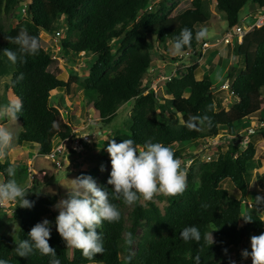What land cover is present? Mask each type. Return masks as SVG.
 Listing matches in <instances>:
<instances>
[{
  "label": "trees",
  "instance_id": "1",
  "mask_svg": "<svg viewBox=\"0 0 264 264\" xmlns=\"http://www.w3.org/2000/svg\"><path fill=\"white\" fill-rule=\"evenodd\" d=\"M247 2L264 9V0H216V9L224 14L228 30L240 23L239 12ZM150 5H153L152 10L148 9ZM171 9L162 1L156 3V0H0V72L6 64L3 50L15 51L18 48L7 37H15L23 29L40 42V34L53 30V21L65 17L66 36L60 40V48L66 60L82 54L94 57L88 60L86 77L72 78H75L78 90L95 95L94 109L98 121L109 124L118 109L130 102L129 117L108 140L115 139L120 143L124 139H133L139 148H143L146 142L171 146L183 166L194 156L187 153L186 144L213 139L223 131L236 136L243 129L244 122L255 115L259 124H263L256 128L264 140V107L260 102L264 89V26L246 35L241 43L234 40L227 44V52L237 56L243 64L236 77L233 65L224 77L228 82V93L234 98V104L227 110L223 106L224 93L222 89L217 90L220 86L214 85L207 73L200 79L196 77L199 69L196 59L186 67L183 75L171 76L164 83L167 94L184 95L178 98L184 108L181 123L171 121L167 114L168 105L161 106L158 94L143 85L142 80L152 67L151 35L161 46L167 42L173 46L181 29H191V45L181 53L207 41L195 39V32L210 19L206 0H185L173 15ZM11 13L18 21L15 26L6 28L2 16ZM177 59L174 58L175 61ZM52 63V54L40 45L38 54L28 56L26 64L19 61L14 64L9 82L4 86L5 92L10 91L14 99L19 98L23 102V109L16 119L21 124L17 144H34L41 155L51 152L56 138L65 140L78 135L73 133V124L62 119L52 100L57 89L70 95L72 81L53 74L49 70ZM20 73H24V79L17 82ZM204 115L211 117V127L204 123L198 124V130H189L186 126L189 117ZM108 140L102 144L105 149ZM255 153L251 142L243 150L229 143L228 148L216 158L193 163L186 170L187 187L183 194L175 197L165 195L163 211L152 201L146 205L140 201L133 204L128 227L121 209L125 204L122 200H114L121 218L118 222H104L97 229L103 235L105 251L91 261L79 249L72 248L69 256V247L56 230L58 213L54 205L57 196L32 195L28 198L33 202L31 208L14 207L12 218L18 223L15 240L0 234V259L7 260L9 264H49L51 258L38 251L34 250L28 257H19L14 251L15 241L28 239L31 228L46 218L51 222L48 242L61 264H227V260L219 259L225 249L231 246L247 249L245 244L250 234L264 232L262 217L246 203L243 211L252 170L264 164V160L255 158ZM10 165L7 162L0 164L3 180L8 179L6 169ZM23 169L27 177V169ZM111 170L110 158L103 156L90 169L79 171L77 177L90 175L98 181V187L111 192L113 186L107 184ZM226 180L238 193L222 186ZM248 214L252 215L253 221L245 223L242 217ZM187 226L199 228L202 234L199 243L194 240L185 242L180 238V232ZM140 229L142 232L138 235ZM125 232L132 233L131 245L126 243ZM211 232L213 237L225 239L227 243L207 244L203 236ZM135 240L136 245L132 249Z\"/></svg>",
  "mask_w": 264,
  "mask_h": 264
},
{
  "label": "rangeland",
  "instance_id": "2",
  "mask_svg": "<svg viewBox=\"0 0 264 264\" xmlns=\"http://www.w3.org/2000/svg\"><path fill=\"white\" fill-rule=\"evenodd\" d=\"M161 1L169 8H172L171 15L175 14L177 7L185 3V0H156V3ZM206 4L207 10L210 12V19L209 22L204 25V28L208 29V36L204 40H207L210 43L216 42L217 45L209 47L207 54L202 60H199V69L196 72V77L200 79L203 75H205V73H207L210 78H212L214 85L220 86L217 90H221V84L225 79L224 77L227 75V69L230 65L235 67L233 75L236 77L240 70L243 69V64L242 60L237 56L234 54L231 55L230 52H226V44L219 43L218 41L223 37L228 29L224 14L218 12L216 9V0H206ZM261 14H264V9H258L251 2H247L239 12V20H243L242 24L247 26L254 21L253 16ZM17 19L18 18L14 16L13 13L9 15L4 14L2 16V23L6 28L13 27L17 24ZM65 24V17H59L52 23L53 30L49 32H42L40 34V45L45 51L51 53L53 56V63L49 66V70L60 79L72 81L71 89L73 90H71L70 95L65 93L62 89H57L52 95V100L56 103V107L60 111L62 119L65 122H71V124L76 127L75 130L78 131V134H96L97 138L85 145V147L71 149V155L66 153L67 158L62 161L63 167L61 169H57L51 160L47 159L44 155L38 154L36 145L27 143L22 145L17 144V137L21 130V124L18 120L0 117V126L8 128L13 133L14 137L13 144L8 150L7 158L0 161V164L7 162L14 165L16 170L21 169L20 171H17L18 178L16 179L19 183L28 186L31 190L25 197L26 199L35 194L38 196L56 195L57 202L61 199H65V194H68V191L74 186L72 180L77 178L79 171L90 169L96 165L97 161L103 156L110 158L102 144L104 141L112 137L113 133L117 129L122 127L130 113L129 102L118 109L116 116L109 124L105 125L98 121V115L94 109L96 99L95 95H87L83 93L82 90H78V87L74 82L75 78H72L73 76L77 78L86 77L88 73V60H91L94 57L92 55L82 54L75 56L69 61L66 60L65 55L60 48V40L66 36V29L64 27ZM57 33H59L58 36ZM149 39L153 43V48L150 51L152 67L145 74L142 83L158 94L161 106L168 105L169 110L167 114L170 120L181 123L184 108L178 102V98L184 95L178 93L167 94L164 83L166 79L171 76L183 75L186 67L191 65L195 59L184 56L183 58H179L175 61L174 58H178L180 53L175 54L174 48L170 43L167 42L165 46H161L156 42L153 35H151ZM216 52L220 53L219 55L223 59L222 64L217 61V59H219V55L216 56ZM211 53L215 56L210 55ZM5 62L6 64L0 72V104H6L9 101L14 100V96L10 91H4V86L9 82L12 70L14 69V64L9 61L6 56ZM163 71L167 74H164ZM231 81L232 80H229V83H231ZM221 91L225 96L223 106L227 110L234 104V98L230 96L228 91ZM261 94V107H264V89ZM257 118V115H255L249 118V121H245L243 129L236 136H230L226 131H223L219 134V136L214 137L213 139L206 138L198 141L197 143L186 144V149H189L187 150V153H192V155H194L190 164H184L186 170L193 163H199L216 158L220 152H224L228 148L229 143H234L241 150H243L246 148L247 144L251 142L254 144L256 149L255 158L258 160H264V140L256 128L259 124ZM90 119H94L95 122L92 121L90 125H87L86 122L88 123ZM57 140L58 139L56 138L55 141ZM54 144L55 143H53V146ZM30 164L33 170L37 173V176L35 177L36 180L31 183L28 177L25 176L23 169L26 167L28 169ZM0 180H3L1 174ZM96 183L98 185V181H96ZM222 186L231 192L238 193L228 180L224 181ZM258 195L264 196L263 165L258 169L252 170L248 193L243 203V211L246 210L245 203L247 202L251 204L250 209L257 212L264 220V208H257L254 206L253 200ZM164 196L165 195L160 194L151 200L160 208L161 211L164 210V206L166 205ZM140 202L146 205L149 201H144L141 198ZM14 204V202H9L6 208L0 209V234H4L12 238L13 241L15 240L18 230V223L12 218L13 210L16 206V204ZM121 209L126 220V226L128 227V217L131 212L132 205H123ZM54 210L59 214L55 207ZM141 232L142 231L140 229L137 234L140 235ZM126 234L127 233L125 232L124 237H126ZM253 235L259 234H250L245 244L249 252H251L250 238ZM214 240L217 245L227 243V240L218 237H214ZM135 245L136 240L132 245V249ZM241 253V247L231 246L227 249V252H224L220 256L219 259L227 260V264H230L231 261H235V264H252L251 257L249 256L245 259L242 257ZM68 254L69 256L72 254V248L70 247Z\"/></svg>",
  "mask_w": 264,
  "mask_h": 264
},
{
  "label": "clouds",
  "instance_id": "3",
  "mask_svg": "<svg viewBox=\"0 0 264 264\" xmlns=\"http://www.w3.org/2000/svg\"><path fill=\"white\" fill-rule=\"evenodd\" d=\"M207 36V28L202 27L195 32L197 41ZM7 40L18 46L15 51L8 48L3 50L4 55L13 64L18 61L26 64L27 57L37 55L40 49L39 39L23 29L17 36L7 37ZM192 40L193 31L187 27L181 29L173 43L175 54L190 46ZM23 79L24 73H20L17 82ZM22 109L23 102L16 98L6 104H0V117L16 120ZM204 123L211 127V117L190 116L186 126L189 130H198V124ZM13 139V133L8 128L0 126V161L7 158ZM106 151L110 156L112 169L107 184L113 186V190L110 192L98 187L90 175H80L72 180L74 186L68 189L67 198L59 200L54 205L59 212L55 220L56 230L66 247L81 250L82 255L90 261L105 251L103 235L98 233L97 229L102 227L104 222H118L121 218V212L117 204L113 203L114 200H122L125 205H133L141 198L144 201H151L160 194L175 197L183 194L187 187L186 167L183 166L182 160L175 156L171 146L159 142H146L143 148H139L133 139H124L120 143L110 139ZM103 170L101 166V171ZM6 172L8 179L0 180V205L14 202L19 207L31 208L33 202L25 198L31 190L17 181L15 166L10 165ZM253 201L255 207L264 208V196L258 195ZM242 219L245 223L253 221L251 214ZM50 238L51 222L45 218L31 228L28 239L15 241L14 251L19 257H28L35 250L41 255L49 256L51 258L49 264H61L55 249L48 242ZM180 238L185 242L194 240L199 243L202 234L198 227L187 226L180 232ZM203 239L210 246L215 243L212 232L204 234ZM132 242V233L129 232L126 234V243L131 245ZM250 243L251 252L247 249L242 250V257L246 259L250 256L252 264H264V233L253 235ZM128 259L131 260V256ZM0 264L9 262L0 259ZM230 264H235V261H231Z\"/></svg>",
  "mask_w": 264,
  "mask_h": 264
},
{
  "label": "built area",
  "instance_id": "4",
  "mask_svg": "<svg viewBox=\"0 0 264 264\" xmlns=\"http://www.w3.org/2000/svg\"><path fill=\"white\" fill-rule=\"evenodd\" d=\"M153 5H150L148 7L149 10H152ZM22 11H24V7H22ZM254 21L247 26H244L242 24L243 20L240 21V23L236 26H234L232 29H229L223 37L219 40V43L223 44H232L234 40H236L238 43H241L243 41V38L246 35L251 34L253 31L260 29L261 27L264 26V14L261 15H256L253 16ZM59 33H57V36ZM217 43H210L209 41H204L201 42L195 49H189L185 52L180 53V56L178 58H183L184 56L190 57L192 59H196L197 61L202 60L203 57L207 54V50L211 46H216ZM168 79V78H167ZM221 89L222 90H229L228 83L225 81L224 83L221 84ZM95 122L94 119H90L88 123L86 122L87 125H90L91 123ZM260 126H263V124H259ZM78 133V131H73V133ZM97 138V135H85V134H78V135H71L67 139H59L55 141V144L51 150V152L48 155H45V157L49 160H51L54 164V166L57 169H61L63 167V160L67 158L66 153L68 155H71V149H77V148H82L85 147L88 143L94 141ZM192 159L188 160L185 164H190ZM29 168L27 169V177L30 181V183L35 181V177L37 176V173L33 170L31 164L28 166ZM12 203V202H10ZM8 203L0 205L1 208H6ZM247 207H251V204L246 202Z\"/></svg>",
  "mask_w": 264,
  "mask_h": 264
},
{
  "label": "crops",
  "instance_id": "5",
  "mask_svg": "<svg viewBox=\"0 0 264 264\" xmlns=\"http://www.w3.org/2000/svg\"><path fill=\"white\" fill-rule=\"evenodd\" d=\"M219 41V40H218ZM219 52V51H218ZM218 52H216L217 54H216V56L217 55H219L220 53H218ZM226 52H227V50H226ZM223 53V52H222ZM213 53H211L210 55H212ZM212 56H215V55H212ZM219 59H217V61L220 63V64H222L223 63V59L220 57V55H219V57H218ZM163 73L164 74H167V73H165V71H163ZM164 74H162V75H164ZM206 74V73H205ZM225 81H226V79H224ZM223 80V81H224ZM77 122V121H76ZM83 126V125H82ZM74 129H76V127L74 126ZM75 131H77V130H75ZM29 163V162H28ZM263 166H264V164H263ZM252 234H254V233H252Z\"/></svg>",
  "mask_w": 264,
  "mask_h": 264
},
{
  "label": "water",
  "instance_id": "6",
  "mask_svg": "<svg viewBox=\"0 0 264 264\" xmlns=\"http://www.w3.org/2000/svg\"><path fill=\"white\" fill-rule=\"evenodd\" d=\"M225 82V80L223 81V83ZM59 106V105H58ZM59 107H61V106H59Z\"/></svg>",
  "mask_w": 264,
  "mask_h": 264
}]
</instances>
